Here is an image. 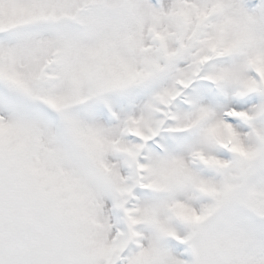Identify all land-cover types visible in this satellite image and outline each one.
Segmentation results:
<instances>
[{"label":"snow or ice","instance_id":"snow-or-ice-1","mask_svg":"<svg viewBox=\"0 0 264 264\" xmlns=\"http://www.w3.org/2000/svg\"><path fill=\"white\" fill-rule=\"evenodd\" d=\"M0 264H264V0H0Z\"/></svg>","mask_w":264,"mask_h":264}]
</instances>
